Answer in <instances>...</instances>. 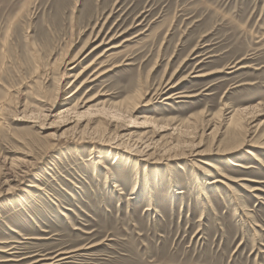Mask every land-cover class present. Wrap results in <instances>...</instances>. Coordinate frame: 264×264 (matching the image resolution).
<instances>
[{
    "label": "rangeland",
    "instance_id": "rangeland-1",
    "mask_svg": "<svg viewBox=\"0 0 264 264\" xmlns=\"http://www.w3.org/2000/svg\"><path fill=\"white\" fill-rule=\"evenodd\" d=\"M50 262L264 264V0H0V264Z\"/></svg>",
    "mask_w": 264,
    "mask_h": 264
},
{
    "label": "bare ground",
    "instance_id": "bare-ground-1",
    "mask_svg": "<svg viewBox=\"0 0 264 264\" xmlns=\"http://www.w3.org/2000/svg\"><path fill=\"white\" fill-rule=\"evenodd\" d=\"M101 31V30H100ZM100 31L99 33L96 35L97 37H93L94 39H91V43L95 42L96 40H98V36L100 34ZM106 36V35H105ZM114 37L110 38L109 41H101V42H98L97 44H95L91 49H89V47H87L88 45L86 44L80 51H78L74 56H69L67 57V59H65V71L63 72V79L64 78H67V77H70V76H73V79L70 81L68 87L74 85L78 80H80L86 73H89L87 75V77H85L81 83L79 84V86L71 91L68 96H66V98H74L76 97V95L79 93V91L83 88V87H86L88 84H90L91 82H94L98 79H100V77H102L104 74H106L107 72H109L113 66L111 68H106V69H103L104 65L106 64L105 63V58L106 56V53L108 52V50L112 49L115 47V44L114 45H111L109 46V48H106L105 50L106 51H103L101 52V54H99L94 60H92L90 63H88L87 65H85L80 71L76 72V70L78 69V67H80L84 62L85 60L92 54L94 53L96 50H98L100 47H102L103 44H106L108 42H110L111 40H113ZM106 52V53H105ZM74 54V53H73ZM105 56V58H103ZM109 57V56H108ZM73 72V73H72ZM175 75V72H173L171 74V76L165 80L164 82H162L161 84H159V86L155 89H151L153 91L152 95L148 98L146 95H149L151 94V90H148V91H145L143 94V97L142 98V101L146 99L144 103V105H147V104H151V103H155L156 100H158L160 98V96L164 95L165 93L169 92L170 90L174 89V88H177L181 82H183V80L185 79V77L177 82L174 81L173 77ZM200 77V76H199ZM148 82V81H147ZM161 82V81H160ZM143 86V85H142ZM63 87V86H62ZM67 87V88H68ZM139 95V94H137ZM97 96V95H96ZM93 97L92 99H89L86 101L87 102H90V100H94L95 98L97 97ZM184 95L182 94H179L178 92H172V93H168L164 99H172V98H177V97H182ZM139 97V96H138ZM148 98V99H147ZM67 100V99H66ZM141 101V100H139ZM141 103V102H140ZM76 105V104H75ZM141 105V104H140ZM143 106V105H142ZM135 107V106H134ZM136 108V107H135ZM237 111V110H236ZM236 112L233 114V116L231 117V123H230V126L234 127V129H238L240 128L241 130V118H240V115L239 116H236ZM244 114V112L242 113ZM242 117V116H241ZM147 120V119H146ZM190 121V120H189ZM194 123V122H193ZM220 148V147H219ZM225 150V149H224ZM218 151V150H217ZM223 151V150H222ZM256 160L258 161H261L262 159L260 158V156L255 153L254 156ZM243 167V166H242ZM222 181L221 179L219 178H216L214 179L213 182H220ZM33 186L35 187H38L40 188L39 185L37 184H34ZM260 188L259 187H255L254 189H252V191H256V190H259ZM132 193L135 194V192L133 191ZM253 194V193H252ZM14 253V252H13ZM64 253H67V252H64ZM69 253V252H68ZM61 254V253H60ZM60 256V255H59ZM65 257V256H64ZM64 257L62 258H59V260L61 259H65ZM52 259V258H51ZM49 260V259H48ZM56 262V261H55ZM42 264H54L53 263H42Z\"/></svg>",
    "mask_w": 264,
    "mask_h": 264
}]
</instances>
